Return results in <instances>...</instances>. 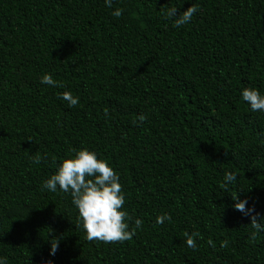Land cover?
I'll list each match as a JSON object with an SVG mask.
<instances>
[{
  "label": "trees",
  "instance_id": "16d2710c",
  "mask_svg": "<svg viewBox=\"0 0 264 264\" xmlns=\"http://www.w3.org/2000/svg\"><path fill=\"white\" fill-rule=\"evenodd\" d=\"M165 4L199 10L176 28ZM249 86L264 95V0H0V258L264 264V231L253 242L231 198L264 216V112L243 101ZM82 148L119 175L130 229L143 220L132 240L89 242L70 193L43 188ZM185 232L200 233L195 249Z\"/></svg>",
  "mask_w": 264,
  "mask_h": 264
},
{
  "label": "clouds",
  "instance_id": "9594fccd",
  "mask_svg": "<svg viewBox=\"0 0 264 264\" xmlns=\"http://www.w3.org/2000/svg\"><path fill=\"white\" fill-rule=\"evenodd\" d=\"M105 6L112 8L113 0H105ZM165 17L173 21L176 28L182 27L191 22L193 15L199 10L198 6L192 4L185 11L178 12L176 7H163ZM123 10L116 8L111 14L119 18ZM42 84L48 86L60 87L58 81L54 80L51 74H44L41 77ZM242 99L250 105L252 111L264 112V95L258 89L251 86L242 90ZM58 97L66 101L68 106L75 107L79 104V98L73 96L70 91L59 93ZM107 114V110H105ZM138 120L143 123L146 117L141 114ZM136 124V121H133ZM71 153H74L72 155ZM67 158H62L61 163L57 165V170L44 181L43 188L55 192L59 190L64 193H70L72 203L78 209L77 227L82 224L86 232V238L89 242L97 241L103 243H123L132 240L137 234L136 230L142 228L143 220L136 219L134 227H131L128 221L131 219L126 211H123L125 205V195L123 194V185L120 183V177L116 171L108 164L105 159L98 158L94 151L88 148L80 150H71ZM33 162L41 163L39 155L33 157ZM237 176L233 172H227L224 176V183L221 187H226L236 181ZM234 204L232 207L242 212L245 216L251 217V223L248 225L255 231L251 232L250 239L254 242L259 232L264 231V216L255 213V207L247 208V200L241 201L238 194L231 195ZM259 217V219H258ZM171 216L167 213L156 217V223L163 225L165 221H171ZM186 243L189 248H196V237L199 232H185ZM60 240L52 238L50 240V255H55L58 251ZM208 244L215 247L214 242L209 239ZM222 246H227V241L222 242ZM0 264H7L6 259L0 258Z\"/></svg>",
  "mask_w": 264,
  "mask_h": 264
}]
</instances>
